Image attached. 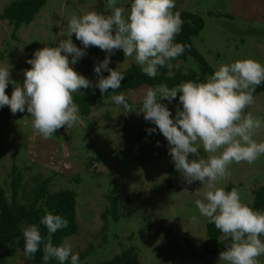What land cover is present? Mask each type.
I'll list each match as a JSON object with an SVG mask.
<instances>
[{"label":"rangeland","instance_id":"obj_1","mask_svg":"<svg viewBox=\"0 0 264 264\" xmlns=\"http://www.w3.org/2000/svg\"><path fill=\"white\" fill-rule=\"evenodd\" d=\"M14 1L0 0V14ZM120 3L126 10L130 8L129 0ZM106 4L104 0H47L34 20L16 32L7 21L0 20V64L9 63L11 78L22 84L24 70L31 67L27 60L36 50L67 38L66 25L72 15L90 10L107 15ZM175 8L201 18L203 29L192 44L213 72L221 63L246 58L264 64V0H175ZM72 40L83 48L74 34ZM84 51L86 55L72 67L96 88L99 77L94 67L109 54L98 47ZM176 63L179 68L165 66L170 75L200 73L199 64L191 57L172 62ZM131 65H137L134 57L125 58L122 50L110 56L109 68L124 73ZM147 88L141 86L125 94L137 112ZM82 90L73 95H80ZM12 91L9 84L6 94L11 96ZM254 98L246 112L264 120V94ZM108 101L113 104L93 106L88 116H80L76 125L59 129L49 139L34 133L26 110L13 114L8 106L0 108V187L9 192L14 164L26 184L40 176L51 179L50 193L73 191L78 230L64 242L78 255L91 247L85 264L109 262L126 249L136 254L137 264H219V255L203 250L208 220L195 205L204 195L202 183L188 184L176 169L170 172L174 164L170 146L158 129L149 133L155 125L142 113L124 114L122 106L110 98ZM161 102L167 104L173 117L176 108H182L178 96L171 104ZM255 139L264 140V127ZM201 155H207L203 149ZM193 158L190 154L189 159ZM229 171L219 186L227 191L236 188L242 201L250 204L252 192L264 185V156L252 165L233 163ZM110 193L118 200L119 219L108 217L101 232L100 215L108 206ZM20 256L17 252L4 264H21ZM260 261L264 264V256Z\"/></svg>","mask_w":264,"mask_h":264},{"label":"clouds","instance_id":"obj_2","mask_svg":"<svg viewBox=\"0 0 264 264\" xmlns=\"http://www.w3.org/2000/svg\"><path fill=\"white\" fill-rule=\"evenodd\" d=\"M105 7L110 14L90 10L72 15L66 25L67 38L36 50L27 60L31 67L24 70L22 84L11 78L9 63L0 64V108L8 106L13 114L26 110L34 133L45 139L61 128L73 127L80 120L73 94L93 85L72 65L86 55L84 49L98 47L109 55L94 67L99 77L95 87L102 95L111 90V101L122 106L124 114L137 112L124 93L116 94L125 74L109 68L110 56L122 50L125 58L134 57L150 78H155L161 67L179 68V63L173 65L172 61L189 47L176 40L183 20L179 11H173L175 0H132L127 10L120 0H107ZM73 34L83 48L73 43ZM102 71L109 75L103 76ZM9 84L13 86L11 96L6 94ZM261 84L264 64L259 61L246 58L221 63L203 81L147 88L137 112L155 125L149 133L158 129L165 137L175 169L184 180L202 183L204 195L195 205L223 237L226 250L219 253V264H261L260 257L264 256V210L243 202L236 188L227 191L219 186L230 175V165H252L264 156V140L255 139L264 120L246 112ZM177 96L182 108L177 107L173 117L161 101L171 104ZM201 149L206 156L201 155ZM190 154L196 158L189 159ZM40 224L54 234L66 228L68 221L48 212ZM20 227L27 259H32L42 245L45 264L53 258L59 264H67L69 259L70 264H80L79 255L67 241L55 246L50 236L45 240L37 224Z\"/></svg>","mask_w":264,"mask_h":264},{"label":"trees","instance_id":"obj_3","mask_svg":"<svg viewBox=\"0 0 264 264\" xmlns=\"http://www.w3.org/2000/svg\"><path fill=\"white\" fill-rule=\"evenodd\" d=\"M107 1V0H104ZM132 2V0H129ZM47 0H17L6 6L0 14L1 21H7L14 32L21 27L29 25ZM173 11H179L183 20L181 33L177 36V42L188 45L185 53L175 61H185L187 58H193L200 67V73L189 71L187 73L176 72L169 74L165 67L158 69L157 76L150 78L143 74L138 65H131L125 72L124 79L121 81V87L116 90V94H130L132 91L141 86L155 87L160 83H165L169 87L179 85L183 81H203L205 75H211L213 71L203 61L201 56L195 50L192 39L197 37L203 29V22L197 15L190 14L175 8ZM14 37V35L12 36ZM103 76L109 75L108 72L102 73ZM114 93L109 90L107 93L101 94L98 88L89 87L83 89L80 95L74 96L75 103L79 106V115L86 117L91 112L93 106L103 107L112 105L108 99ZM264 94V84L256 88L254 96ZM175 170V165L170 167V172ZM10 189L9 192L0 187V264H4L7 259L13 257L17 252L21 254V264H45L43 261V246L34 255L32 259H27L24 255V238L21 231V225L35 223L39 226L45 240L51 237V241L55 246L63 244L67 237L77 233L78 227L76 222L75 205L76 194L71 190H62L56 193H50V178H42L34 176L30 179V183L24 182L22 174L12 164L10 171ZM108 206L100 215L103 221V232L106 228L107 218L113 221L119 219V203L113 194L107 196ZM248 204V203H247ZM257 210H264V185L260 186L252 192V202L248 204ZM48 212L60 215L68 221V226L58 230L54 234H49L47 229L40 224V219ZM221 234L213 224L207 223L206 241L203 250L206 254L217 256L221 251L226 250L225 242L219 241ZM91 250L89 247L84 253L79 254L80 264L86 254ZM47 264H59L56 259H51ZM70 264V260L67 262ZM101 264H137L136 254L132 249L123 250L121 255L116 256L109 262Z\"/></svg>","mask_w":264,"mask_h":264}]
</instances>
